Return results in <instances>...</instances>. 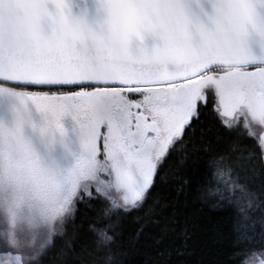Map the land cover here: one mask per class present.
I'll list each match as a JSON object with an SVG mask.
<instances>
[{"label":"snow or ice","instance_id":"1","mask_svg":"<svg viewBox=\"0 0 264 264\" xmlns=\"http://www.w3.org/2000/svg\"><path fill=\"white\" fill-rule=\"evenodd\" d=\"M213 93L218 126L260 149L237 163L254 174L257 161L264 168V0H0V264H42L80 206L95 204L96 246L66 254L118 264L112 217L145 210L158 165L204 135ZM226 168L225 192L251 196ZM233 259L264 264V244Z\"/></svg>","mask_w":264,"mask_h":264},{"label":"trees","instance_id":"2","mask_svg":"<svg viewBox=\"0 0 264 264\" xmlns=\"http://www.w3.org/2000/svg\"><path fill=\"white\" fill-rule=\"evenodd\" d=\"M214 100L213 93L201 116L204 135L197 132L194 147L158 165L145 210L112 217L118 264H239L234 252L264 244V168L258 161L254 174L237 167L238 162L246 163L243 156L253 149L259 154L260 149L253 139L218 126L211 114ZM225 156L229 159L221 161ZM227 164L240 172V183L251 196L231 185V193L225 192L224 183L231 179ZM99 208V204L81 205L79 214L56 236L42 264H77L78 256L66 254L67 245L78 254L91 251L96 246L91 229L102 215ZM149 208L155 215H149ZM237 226H246L247 231L241 228L238 233ZM185 228L190 235L186 249L181 235ZM244 235L254 239L246 241Z\"/></svg>","mask_w":264,"mask_h":264},{"label":"rangeland","instance_id":"3","mask_svg":"<svg viewBox=\"0 0 264 264\" xmlns=\"http://www.w3.org/2000/svg\"><path fill=\"white\" fill-rule=\"evenodd\" d=\"M28 91H40V90H38V89H27ZM46 91V90H45Z\"/></svg>","mask_w":264,"mask_h":264}]
</instances>
